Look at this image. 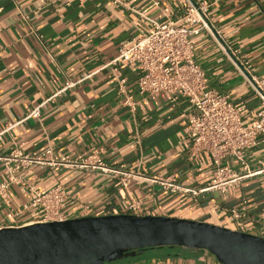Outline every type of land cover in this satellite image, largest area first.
Instances as JSON below:
<instances>
[{
    "label": "crops",
    "instance_id": "0c3cea01",
    "mask_svg": "<svg viewBox=\"0 0 264 264\" xmlns=\"http://www.w3.org/2000/svg\"><path fill=\"white\" fill-rule=\"evenodd\" d=\"M208 4V22L237 60L264 75V0H193ZM186 0H0V156L13 148L37 155L80 160L96 154L118 173L71 164L25 162L16 168L0 198V226L6 214L28 201L30 189L56 185L67 195L64 211L88 206L90 215L122 213L133 200L141 215L197 219L264 237V170L241 178L224 191L203 189L213 177L207 153L190 157L186 133L193 107L184 96L137 90V65L113 61L121 45L147 33L152 21L177 19ZM195 27V26H194ZM206 84L244 106L251 121L259 99L210 32L189 36ZM125 77L136 102L124 104L118 78ZM38 108L37 117L28 112ZM251 169L264 166V139L247 147ZM223 161L238 169L232 157ZM12 164H17L12 162ZM134 173V174H133ZM139 175L142 178H139ZM7 178L0 162V181ZM178 184L192 191L173 189ZM238 212V216L232 213ZM81 208L73 215L79 214ZM28 210L16 223L39 219ZM74 217V216H70ZM27 224V223H26ZM24 225V224H23ZM102 264H222L205 249L151 246Z\"/></svg>",
    "mask_w": 264,
    "mask_h": 264
},
{
    "label": "built area",
    "instance_id": "2783aa9c",
    "mask_svg": "<svg viewBox=\"0 0 264 264\" xmlns=\"http://www.w3.org/2000/svg\"><path fill=\"white\" fill-rule=\"evenodd\" d=\"M119 1V0H113ZM185 11L175 20L166 22L152 21V27L147 33L134 38L131 44L121 45L113 61L124 60L137 65V90L142 94H157L167 92L174 96L180 95L188 99L193 111L187 116L186 133L192 140L190 157L198 156L202 152L211 159L213 177L203 189H218L224 191L232 183L241 178L254 175L261 169H251L246 160L247 147L254 145L260 136L264 139V75L257 76L252 72L251 64L246 60L235 58V49L228 50L226 45L217 36L207 18L208 4L186 0ZM195 26V27H194ZM204 27L215 38L219 46L233 62L240 74L259 99L260 107L253 119L243 123L244 106L232 103L229 94L211 89L206 84L204 71L194 57L193 44L190 34L197 33ZM118 92L123 102L132 110L136 102L127 87L125 77L118 78ZM38 108L28 112V116L37 117ZM11 126L0 129V144L3 134ZM51 149L43 153L30 155L18 148H13L8 155L0 156L4 164L7 178L0 181V198L7 199V190L13 180L17 167L25 162H46L48 164H71L77 166H92L104 173H118L127 180L129 173L106 165L96 154H91L80 160L67 158L54 159L49 155ZM225 157H232L238 163V169L225 163ZM16 162L17 164H12ZM134 174V173H133ZM139 178H142L139 175ZM173 189L192 191L178 184L171 183ZM33 196L16 209H10L6 218L11 226H20L33 222H48L65 220L74 217L87 216L89 207L82 206L79 214L73 215L79 209L64 211L67 202L65 190L56 185L46 191L34 190ZM28 210L40 212L39 219L26 223H16V218ZM142 207L139 201H130L122 213L141 215ZM235 216L238 212L232 210ZM74 216V217H70ZM4 226H0L3 228Z\"/></svg>",
    "mask_w": 264,
    "mask_h": 264
},
{
    "label": "water",
    "instance_id": "95a60500",
    "mask_svg": "<svg viewBox=\"0 0 264 264\" xmlns=\"http://www.w3.org/2000/svg\"><path fill=\"white\" fill-rule=\"evenodd\" d=\"M164 245L205 249L222 264H264L262 236L197 219L129 213L0 228V264H102Z\"/></svg>",
    "mask_w": 264,
    "mask_h": 264
},
{
    "label": "bare ground",
    "instance_id": "6f19581e",
    "mask_svg": "<svg viewBox=\"0 0 264 264\" xmlns=\"http://www.w3.org/2000/svg\"><path fill=\"white\" fill-rule=\"evenodd\" d=\"M28 224H30V223H27V224H24V225H20V226H26V225H28Z\"/></svg>",
    "mask_w": 264,
    "mask_h": 264
},
{
    "label": "trees",
    "instance_id": "16d2710c",
    "mask_svg": "<svg viewBox=\"0 0 264 264\" xmlns=\"http://www.w3.org/2000/svg\"><path fill=\"white\" fill-rule=\"evenodd\" d=\"M131 251H133V250H131Z\"/></svg>",
    "mask_w": 264,
    "mask_h": 264
}]
</instances>
